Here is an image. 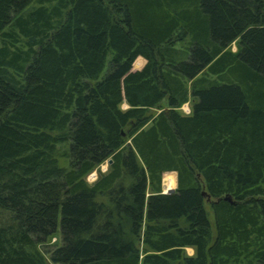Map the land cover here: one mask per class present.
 I'll return each instance as SVG.
<instances>
[{"label":"trees","instance_id":"obj_1","mask_svg":"<svg viewBox=\"0 0 264 264\" xmlns=\"http://www.w3.org/2000/svg\"><path fill=\"white\" fill-rule=\"evenodd\" d=\"M0 211V264H264V0H0Z\"/></svg>","mask_w":264,"mask_h":264},{"label":"rangeland","instance_id":"obj_2","mask_svg":"<svg viewBox=\"0 0 264 264\" xmlns=\"http://www.w3.org/2000/svg\"><path fill=\"white\" fill-rule=\"evenodd\" d=\"M31 6H32V5H31ZM31 6H29V8H31ZM231 49H232V51H236V47H235L234 44L231 46ZM141 59H142V58H141ZM144 64H145V60H143V63L140 61V62L137 63L135 66L132 65V71H139V70H141L142 67L144 66ZM122 108H123V109H126V106L123 105ZM181 112L184 113V114H188V113L190 112V104H185V105L181 108ZM108 169H109V164H108L107 162L104 163V164H102V165L99 167L98 171H95V172L91 173V174L86 178L87 182H89V183L94 182V181L98 178V176H99L100 174L106 173ZM99 173H100V174H99ZM170 174H172V173H169V175H170ZM166 175H168V174H165L164 177L162 176V178H163V183H164V184H165V177H166ZM175 176H176V180H177V174H175ZM167 180H168V183H167L168 187H167V189H172V188H173V182H172V179H167ZM175 182H176V181H175ZM167 185H166V186H167ZM175 187H176V185H175ZM175 187H174V188H175ZM2 213H3V212L0 211V220H3V219L5 218V214H4V213L2 214ZM55 240L58 241V237H56V238H52V240H51V242H50V245L42 246V249H43L44 251H48V250L52 247L51 243H53V244L56 243ZM186 252H187V254L192 255L194 251H193L192 248H186Z\"/></svg>","mask_w":264,"mask_h":264},{"label":"water","instance_id":"obj_3","mask_svg":"<svg viewBox=\"0 0 264 264\" xmlns=\"http://www.w3.org/2000/svg\"><path fill=\"white\" fill-rule=\"evenodd\" d=\"M111 162H112V161L109 160L107 163H108V164H111ZM161 186H162V192H163V193H170V192H172V191L176 188V187H175V188H172V189H167V190H165V189L163 188V185H161ZM202 193L205 194V192H202ZM225 199H229V197H225Z\"/></svg>","mask_w":264,"mask_h":264},{"label":"bare ground","instance_id":"obj_4","mask_svg":"<svg viewBox=\"0 0 264 264\" xmlns=\"http://www.w3.org/2000/svg\"><path fill=\"white\" fill-rule=\"evenodd\" d=\"M169 174V173H168ZM173 175V174H172ZM175 177V176H174ZM175 180H176V178H175ZM167 183H168V180L167 179H165V184L163 183L162 185H163V188L165 189V190H167V187H168V185H167ZM167 185V186H166Z\"/></svg>","mask_w":264,"mask_h":264},{"label":"crops","instance_id":"obj_5","mask_svg":"<svg viewBox=\"0 0 264 264\" xmlns=\"http://www.w3.org/2000/svg\"><path fill=\"white\" fill-rule=\"evenodd\" d=\"M173 173H175V172H173ZM176 174V173H175ZM176 185H177V180H176Z\"/></svg>","mask_w":264,"mask_h":264}]
</instances>
